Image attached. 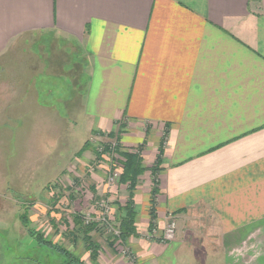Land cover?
I'll return each instance as SVG.
<instances>
[{
	"label": "crops",
	"instance_id": "obj_1",
	"mask_svg": "<svg viewBox=\"0 0 264 264\" xmlns=\"http://www.w3.org/2000/svg\"><path fill=\"white\" fill-rule=\"evenodd\" d=\"M45 33L61 42L54 49L65 59L60 68L47 73L42 66L33 76L32 62L10 61L18 40ZM36 42L31 50L39 56ZM14 83L25 84L29 96L4 107L0 127L22 118L24 143L37 129L50 131L58 149L54 177L63 174L68 186L63 169L82 160L76 149L89 138L104 142L114 133L123 149L140 148L146 167L163 146L153 204L150 172L133 193L138 235L114 241L98 225L89 233L94 259L83 235L73 236L67 250L84 264H198L257 239L264 244V0H0V85ZM78 131L84 137L75 146ZM90 160L89 179L76 175L90 191L64 210L74 216L88 206L97 217L100 197L116 225L128 191L105 184L107 166L94 152ZM202 211L208 223L199 222ZM60 214L50 217L59 221ZM169 216L176 233L161 241Z\"/></svg>",
	"mask_w": 264,
	"mask_h": 264
},
{
	"label": "rangeland",
	"instance_id": "obj_2",
	"mask_svg": "<svg viewBox=\"0 0 264 264\" xmlns=\"http://www.w3.org/2000/svg\"><path fill=\"white\" fill-rule=\"evenodd\" d=\"M41 39H43V42H41ZM35 41H37L36 43L39 46V56H36L35 50H31V46L35 45L33 44ZM60 45L61 42L51 37V34L45 33L42 38L39 36H27V38L20 41L18 40L12 46L13 49H11L9 59L12 62L20 60L29 63L32 62L33 76L37 72L36 68L42 66L45 68V72L49 73L53 71L52 66H61L62 62L65 60L60 54V57L55 54L58 52L54 49L57 46L60 47ZM60 66L58 68H60ZM14 71V69H11L12 73ZM54 71L56 72L55 69ZM74 71L75 69H70L67 74L71 76L72 82L76 84L78 77L75 76V78H73ZM25 89V84L21 85L14 83L11 86L1 84L0 113H3L4 107L8 104H18L20 101L26 100L29 95L26 94ZM33 96L35 97L34 91L32 97ZM7 119L8 118H4L0 115V126H2L3 122ZM20 119L22 118H10V120H13V128L0 127V264H66L64 256L41 242L49 240L53 245L71 249V244L73 245L75 241L73 236L75 238H80L82 236L80 231H76V227V229L73 228V214L67 213L64 210L65 207L67 208V202L72 199L79 198V200H81L85 193L84 190H89L88 186L91 185L89 181H87L88 185L83 183V181L81 182L82 179L79 180L76 175L78 173L82 174V176H86L87 179L89 176L88 172L85 170V166L88 167V165H90L92 167L90 160L92 153H102L101 160L107 166L106 169H103L105 184L109 186L120 184L119 170H116L117 176L113 181L108 180L109 176H111L109 168L113 164H111L109 157H112V155L109 156V152H103L106 144L113 142L117 145L118 142H116L115 139H108L103 142L102 140L89 138L80 149L77 147L75 157H81L80 159L82 160L77 161L74 167L70 166V170L68 171V165L63 169V172H66L68 178H72L68 186L66 181L67 178L64 179L65 176H63V174H60L57 178L54 177L58 168L57 158L55 157L58 149L54 148L57 144V140L55 141L53 134L48 130L40 128L36 130V134H33L35 139L32 140V142L26 140L24 143L22 140L25 136L24 133L27 132L25 128H18ZM63 134L66 136L65 133H60L59 140L62 139L61 137ZM76 135L78 141L75 146L83 139L84 133L78 131ZM72 145H74V143H72ZM90 149L93 152L90 151V154L86 153L85 156H87V158L83 160L81 153ZM41 184L43 186H41ZM44 189L48 192L58 189L61 190V192L65 190V193H55V196L47 198L33 195V193L38 194L39 190L43 191ZM68 189L73 190H70L71 195L69 192H66ZM63 194H65V197L60 196ZM92 199L94 200V198ZM59 201H61V203H59ZM95 201H97L96 206L98 210L103 212H101V215L94 217L86 210L88 206L83 207V212L81 214L79 213V220L82 221L81 224H86L85 220L88 219L90 222L98 223V225H100L98 229L102 230L103 233L112 232L113 229H115V221L109 218V213L106 209L107 203L100 197H97ZM57 204L60 207L59 209L56 208ZM44 206H47V208ZM60 209H62V211H60ZM54 210L61 213L59 221H55V219L50 217V212ZM208 215L209 212L204 213L202 211L200 213L199 222L208 223L210 219ZM68 225L72 227L71 230L73 231L67 228ZM151 231L148 230L149 233ZM155 231L157 232V230ZM75 232L77 236L73 234ZM257 241H259V239L251 243L241 244L233 249L230 255L227 254V256L221 252L220 261H206L204 259L203 262L197 263L264 264V244H259Z\"/></svg>",
	"mask_w": 264,
	"mask_h": 264
},
{
	"label": "trees",
	"instance_id": "obj_3",
	"mask_svg": "<svg viewBox=\"0 0 264 264\" xmlns=\"http://www.w3.org/2000/svg\"><path fill=\"white\" fill-rule=\"evenodd\" d=\"M106 136L110 139L116 138V135L114 133H108L106 134ZM115 140L116 142H118L117 139ZM162 149L163 146L161 144V146L158 149V154L154 164L150 167H146L143 164L140 148L136 150H127V149H122L118 143L117 145H115L112 157L110 158L111 160L110 162L111 164L113 163L112 168H116L119 170L120 172L119 182L120 184L126 186V189L128 191V198L123 205L118 204V208L120 211H122L123 215L119 218L117 224L114 226L118 233L117 235H114V241L120 240L122 242L131 236L138 235L135 224L136 213L133 209V202H132L133 193L138 185L139 177L143 175V173L146 171L150 172L152 177L151 203L153 204L154 197L157 193V189L159 185L157 179V173L160 170L159 164L163 151ZM108 151H109V145L106 144L103 149V152H108ZM101 156L102 153H96L97 160H100ZM149 215H150V221L148 224V230L151 231L155 227V215L153 208H151ZM79 216H80L79 214H74L73 216L74 226H77V231H80L82 233L85 246L88 250L91 251L90 257L94 259L96 256L94 253L95 249L93 243L90 241L89 233L98 228L97 227L98 223L89 222L87 224H81L82 221L79 220ZM41 243L45 244L46 246L52 248L55 252L64 256L66 264H84L83 261L74 257L67 249L61 246L53 245L49 240L48 241L44 240Z\"/></svg>",
	"mask_w": 264,
	"mask_h": 264
},
{
	"label": "built area",
	"instance_id": "obj_4",
	"mask_svg": "<svg viewBox=\"0 0 264 264\" xmlns=\"http://www.w3.org/2000/svg\"><path fill=\"white\" fill-rule=\"evenodd\" d=\"M109 156H111L113 154V150H114V147L116 144H114L113 142L109 143ZM111 158V157H109ZM116 168H112V165L111 167L109 168V171H110V174L111 176H109L108 180L109 181H113L114 178L117 176V172H116ZM90 220L86 219L85 220V223H89ZM175 229H176V222L174 220V217L172 216H169L168 217V221H167V225L165 226L164 230H163V233L160 237L161 241H168V240H171L173 237H174V234H175ZM155 233V227L152 229V231L149 233L151 236H153V234ZM117 230L116 229H113V235H117Z\"/></svg>",
	"mask_w": 264,
	"mask_h": 264
}]
</instances>
